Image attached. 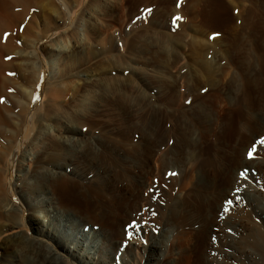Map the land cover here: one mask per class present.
Wrapping results in <instances>:
<instances>
[{
    "label": "rangeland",
    "instance_id": "1",
    "mask_svg": "<svg viewBox=\"0 0 264 264\" xmlns=\"http://www.w3.org/2000/svg\"><path fill=\"white\" fill-rule=\"evenodd\" d=\"M13 9L24 14L21 23L30 24L29 43L38 41L41 47L33 60L47 75L40 91L35 85L34 110L51 123L49 146H55V135L66 132V124L86 136L85 154L78 155L73 142L61 143L85 176L68 187L81 217L91 225L97 215L115 235L135 196L148 203L157 199L153 204L161 209L176 196L179 212L190 211L189 221L167 225L143 199L142 219L128 222L132 229L140 224L142 232L131 236L135 249H115L121 259L143 263L141 246L158 237L166 264H203L202 222L197 218L218 196L228 211L232 206L237 210L243 229L255 223L251 219L264 227V0H21ZM21 23L15 32L23 45ZM6 32L5 38L10 35ZM57 39L67 45L58 58L48 47ZM22 87L16 96L7 94L5 105L17 111L15 117L27 109L17 107L15 97L31 99ZM98 149L131 152L111 159L124 164L110 165V158L93 157ZM99 168H112V179L98 176ZM121 186L130 189L129 196ZM100 222L95 224L99 228ZM17 232L2 235L0 260L3 246Z\"/></svg>",
    "mask_w": 264,
    "mask_h": 264
},
{
    "label": "bare ground",
    "instance_id": "2",
    "mask_svg": "<svg viewBox=\"0 0 264 264\" xmlns=\"http://www.w3.org/2000/svg\"><path fill=\"white\" fill-rule=\"evenodd\" d=\"M8 1H10L12 5H9L10 3L8 4ZM20 2L21 0H0V100H2L3 98L2 101H4L0 102V241L2 235H4L7 230L18 229V232L16 235H14L13 239L11 236V241L3 246L5 251L1 254L3 260H0V264H130L129 260L127 262L126 260L121 259L119 255L115 253V249L122 247V245H126L130 249H135V243L137 245V242L136 240L133 241L134 238H132L131 236L139 235L142 232V227L139 224L132 229L130 223L128 222L132 220H136L138 222L142 219L140 211L141 206H143V199L144 203H147L150 206H153V203L155 202H150L152 200L151 198V200L149 201L150 203L147 202L148 200L145 202V197L142 198V195L136 197L134 194L135 197L131 199V201H133L132 203H130L131 209L128 210L126 218L121 220L117 224L115 235H113L114 233L111 232L110 229H107L101 223L102 221L100 222V219L97 215L93 214L94 221L90 222L91 225H89V222L81 217V215H83L84 213L81 214L79 210H75V207L72 206L75 199L73 195L69 193L68 187L72 184H75L77 180H83L85 176L84 174L82 175V171L80 172L71 162V153L69 154L67 148L61 143L67 144L68 142H73L76 152L78 151L79 153H84L85 151L83 150L86 145V136L83 135L82 132H79L76 128L70 127L69 124H66L68 127L66 129V132L64 134L55 135L53 137L56 141H54L55 146L50 147L48 144L49 141H52L50 140V134L53 131L51 123L49 124L47 120L44 119L45 117L43 115H36V110H34V107L36 105V102L34 103V99H36V95H34L35 85H37L40 91L47 74L43 68L38 69L33 60L36 51L40 47V44L38 41L29 43V41H31L30 24L21 23L22 15L24 14H22L20 10L14 11L13 9V6H17L18 3L20 5ZM20 23L21 25L25 24L24 27H22L24 28L25 33L23 32L24 36L21 37V42L23 45L19 44L20 42L16 38L15 32ZM6 31H8L10 35H6L5 38L4 35L5 33H7ZM2 33H4V39L1 38ZM59 40L60 39H57L53 43L48 44V47L51 49V53L55 54L56 58L61 55L62 51L66 48L65 46H67L66 44L64 46V43L60 44L61 42ZM28 73L30 74L29 76L27 75ZM29 77L31 79H29ZM19 80L22 81V83ZM32 81L35 82L34 85H23V82H28L29 84ZM16 86H23L24 88L22 87L23 89H21L23 94L31 98L29 99L30 101L26 102L23 100H19L20 97H15L16 102L18 103L17 107L22 109V107L24 106L27 108L25 109V113L22 117H15V113L17 111L15 110L16 112L14 113L11 112V106V110L8 108L9 101L7 100V94L9 92H12V95L16 96ZM14 91L15 93H13ZM21 96L23 95L21 94ZM4 97L6 98L5 100ZM5 104L8 106H6ZM30 112L31 114H29ZM69 118L71 119L73 117ZM67 119L65 120L67 121ZM73 123L74 122H72V124ZM112 150L103 151L98 149L94 150V153L92 151L91 152L93 153V157L94 154H97L98 156L99 154H101L103 155V157H106L108 159L110 158L109 161H107V163L109 162L110 165L111 163L112 165H117L118 163L117 159V163L111 160L114 158L113 156H127V153L131 152L130 149H128L130 152H128V150L126 149V151L123 149L124 153L122 152L115 154L116 152ZM132 153L134 154V152ZM91 155L92 154H90V156ZM168 157H166V159H170V157ZM255 162L252 161V163L254 164ZM121 163L124 164L122 161L120 162V164ZM252 163L250 162V164ZM120 164L118 163V165ZM106 169L99 168L96 173L103 179L110 180V170L112 168H110V170ZM200 171L201 169H199V172ZM203 175L208 174L203 173ZM116 179L120 180L119 177H116ZM205 180L207 181V178ZM123 187L121 186L122 190L120 189L122 194L128 195V190L130 189L127 190L126 187ZM227 187L229 188V186ZM140 188L141 187L139 186V189ZM198 188L200 189V187ZM199 189L197 190L199 191ZM238 190L237 192H234L235 195H239ZM198 191L196 193H198ZM221 194L218 193V195L220 196ZM214 195L215 194H213V197H217L216 195ZM251 195L252 193L248 195V197L251 198ZM255 195L253 194V197ZM190 196L192 197V195ZM217 198H215L214 200L212 198L213 201L208 202L209 204H207L208 206H206L208 208L206 213L202 209H200V211L202 210L204 213H200V218L196 217L202 222V229L199 232V236L202 237V240L200 241H203L204 246V249L202 248V250H204V256L202 257H204L205 259V261H203V264H231L233 263L232 261L237 262V264H264V261H262V259L264 260V227L259 226L258 224H256V221L254 219H251L255 223H252L249 228L243 229L237 210H233V206L231 205L232 211H228V208L226 207L227 203L225 204V201L220 202V200H216ZM259 199L260 198L258 196V200ZM174 200L172 201V203H170V205L161 209L162 205H158V208L155 206L156 203L159 202V200L156 199L157 202L152 209L153 212L155 211L162 214V217L165 218V224H174L175 227H177L176 224H184L187 219L189 221L188 213L190 211L188 210L189 212H184L186 210H183L182 212H179L178 209L180 208L177 209L176 204L180 200H176V203L174 202ZM182 200L181 204L184 202V206L186 207V201ZM201 200L203 201V199L201 198L199 199L198 203ZM208 200L211 199H207L206 201ZM203 202L205 203V201ZM162 203L165 204V202L163 201L161 202V204ZM263 204L264 202L262 203V205ZM204 205L205 204H203V206ZM261 207L260 205H257V208ZM85 215H87V218L90 217L89 213ZM192 215H194V213H190L191 218L193 217ZM97 222H100V228L95 225L98 224ZM4 238H6V236ZM163 246L164 245L162 244L161 239H159L158 237H151L150 245L141 246V257L144 260V262H141V264H166L162 261L161 258L163 253ZM199 256H201V254Z\"/></svg>",
    "mask_w": 264,
    "mask_h": 264
},
{
    "label": "snow or ice",
    "instance_id": "3",
    "mask_svg": "<svg viewBox=\"0 0 264 264\" xmlns=\"http://www.w3.org/2000/svg\"><path fill=\"white\" fill-rule=\"evenodd\" d=\"M178 6H179V4H178ZM174 19H179V17H176V18H174ZM215 35V34H214Z\"/></svg>",
    "mask_w": 264,
    "mask_h": 264
}]
</instances>
